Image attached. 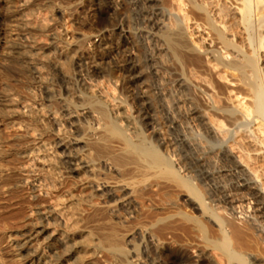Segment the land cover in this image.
Returning <instances> with one entry per match:
<instances>
[{
  "label": "rangeland",
  "instance_id": "obj_1",
  "mask_svg": "<svg viewBox=\"0 0 264 264\" xmlns=\"http://www.w3.org/2000/svg\"><path fill=\"white\" fill-rule=\"evenodd\" d=\"M28 1L0 0V35L3 38V42L0 43V95H2V91L7 93L6 105L0 107V120L1 123L4 122L0 126V169L4 173L0 174L1 177L4 176L0 177L1 263L23 264L19 261L20 257L16 252L15 242L9 236L22 241L23 235H27L29 231L33 233L37 229L43 230L44 228L46 231L43 235H34L33 244H35L29 246L27 252L36 251L38 247L47 248L46 255L48 254V257L44 252H41L36 263L57 264V257L62 255L65 250L62 241L64 223H69L70 226L74 224L75 227L78 226L77 229L83 227L85 222L82 224V220L86 221V218H89L84 216H88L87 213L91 206L109 201L114 203L120 195L116 193L111 197L109 192L91 186L93 184L83 185L80 182L87 178H116V175L111 170L109 171L108 164L103 165L104 163L97 162L96 164L89 159L86 152L77 154L83 161H90L88 165L90 168L78 173H71L76 167L74 163L77 162L72 161L74 165L69 164L71 159L67 156L71 153V144L66 139L82 135L85 124L88 125L84 115L86 111L74 113L75 118L69 117L68 113L73 110L69 111L67 105L72 102L82 105L86 104L88 100H101L100 102L106 101L105 103L113 110H121V107L119 108L121 101L126 102L125 105H131L133 108L131 111L132 120L139 124L138 126L144 131L147 141L153 145L159 144L161 153L172 160L181 174L188 177L195 187L201 188L200 190L205 195V200L208 206L210 205L209 208L213 209H211L213 213L221 216L224 220L235 221L232 223L240 228L250 225L251 216L256 213L254 210L258 205L250 192L245 189L236 192L238 196L233 192L232 198L224 195V189L230 191L238 179L237 177L232 179V176H227L226 173H219L225 164L222 162L220 150L229 147L230 142L232 143L237 138L234 129L237 130L236 127L242 123L245 124V127L242 124L243 128L238 127V129L242 130L243 134L244 130H253L257 127L254 123L247 125L251 120L245 121L246 119H242L241 113H239L241 118L239 119L243 122L235 121L239 124L232 125L230 136L227 137L229 142L226 141L225 144L221 143L224 138L218 137L217 139L213 134L214 138H212L211 134L209 136L205 130L197 127L198 117L207 115L214 109L213 101L208 95V93L210 94L208 88H205V83L202 86L200 84L201 78L206 79L210 87L216 86L215 84L218 83L219 89L216 87L219 90V99L222 96V100H224V103L219 100L221 108L228 107L229 110H232L235 107L234 109H236L239 101L242 100L238 101L233 98L234 94L230 92L236 88V85L228 80L220 79L221 75L220 77L217 75L218 71L214 69L212 59H208L209 57L204 56L203 53L199 55V50L196 49L199 46L202 48L205 46L204 50H207L208 47L209 49L214 48V44H211L210 38L205 36L202 28L198 29L204 21L203 15L198 12L197 7L196 9L191 7L193 11L186 0H157L148 3L149 6L145 4L146 2L142 3L145 0H142L140 4L139 0H93V6H88V0ZM145 5L146 7H144ZM106 11L108 12L106 13ZM21 19H27L31 28L40 25L44 30L48 29L44 31L32 28L33 30L25 32L26 29L21 26ZM179 25L184 28L182 29L190 49L194 51V54L202 56L200 57L202 59H199L200 61L194 65L188 64L187 53L182 58L174 56L173 52L168 50L160 39L156 40L161 38L168 28H177ZM187 26L190 30H187ZM90 34L93 36L85 38V35ZM150 34L152 36L156 34L158 37L154 35V39ZM56 36H58L57 39ZM203 38L206 41H203ZM33 41L45 52L43 66H37L26 60L25 49H19ZM56 43L65 47L66 52L63 56L55 51ZM74 50L78 52L75 53ZM57 62L64 64L63 70L55 65ZM94 68L103 69V74H95L92 72ZM64 69H66V73ZM118 71L121 76L117 85L115 84L117 81L115 79H118L117 75L112 72ZM195 77H199L196 82L199 84H195ZM44 78L49 81V88L41 84V79ZM202 81L205 82V80H201V83ZM184 82L185 85L182 84ZM210 82L213 84L210 85ZM180 84L182 85L179 86ZM197 110H199V115L196 114ZM76 118H79L78 121ZM95 120L96 118L92 117L91 121H94V124ZM72 121L74 122L73 127ZM63 139L67 144L66 147H61L64 144L62 143ZM207 151L209 155H207ZM207 156H210V161ZM260 160L261 162L255 165L256 169L253 167L254 163L252 167L259 170L258 175L264 179V157ZM195 164L197 167L199 164L200 167L197 168ZM230 166L226 168L230 169ZM200 170L201 173H199ZM216 172L219 173L216 174L217 176H215ZM205 173H209L208 176L214 179L208 177L209 179L205 182L207 178V175L204 176ZM234 178L236 179L234 180ZM153 181L147 185L150 188L148 187L144 191V195L147 194V197L143 196L145 198L143 200H146L145 203L141 201L143 206L141 204L134 205L135 209L131 208L132 211L122 208L117 211L118 213L111 212V215L109 213L112 219L117 220L125 228L128 227L127 229L130 231V237L128 236L125 242L126 248L134 250L139 246V251L135 254L137 256L132 255L133 258L135 257L134 260L137 258L136 263L199 264L201 259H207L208 262L217 264V252L215 253L213 248L206 247L202 238L198 237V233L194 232L197 235L193 234V231L191 233L188 227L190 234L185 231L184 226L185 229L181 227L182 225L179 226L181 218L179 219L180 223L177 221L178 218L175 219V222L171 221L172 225L174 223L176 225L178 222L179 231L176 230L177 232H173V235L175 233L174 237L177 238L175 237L174 240L177 241V245L180 244L179 246L174 243L171 236H169V241L167 240V246L162 250L158 244L153 248L144 240L147 233L142 227L145 225L141 224L155 223L158 218L180 211L200 217L202 221L208 223V225L206 224L209 227L207 236L217 238L215 236L217 229L213 222H210L208 218L205 219L202 215L203 218H201V213L188 203L187 192L173 188L172 184L164 180V182L160 181L161 186L156 188ZM228 191L225 194H228ZM221 199L223 200L221 201ZM210 202L212 203L210 204ZM57 205H60V208L65 211H62L63 215L54 210ZM117 209L119 210V207ZM43 212L46 214L42 215ZM233 216L236 217V220L232 219ZM252 221L255 224L257 222ZM77 222L82 226L79 227ZM257 224L258 228L251 225L247 227L259 229L260 225L258 222ZM155 228L156 230L153 228L151 234H155L156 231L158 233L161 229V227H159L160 229ZM253 230L251 229L256 235L257 233ZM77 239H79L78 243L86 240L83 237ZM84 242L78 244V255L80 254L81 258L84 255L83 259H87L88 264L89 262L90 264H119L109 257L100 258L99 261L98 259L90 260V253H87L89 251L84 248ZM183 244L186 246L182 247ZM81 246L86 250H83ZM37 251L39 252V250ZM24 254L26 255V253ZM179 257L181 258L179 259ZM64 264L68 263L64 262Z\"/></svg>",
  "mask_w": 264,
  "mask_h": 264
},
{
  "label": "bare ground",
  "instance_id": "obj_2",
  "mask_svg": "<svg viewBox=\"0 0 264 264\" xmlns=\"http://www.w3.org/2000/svg\"><path fill=\"white\" fill-rule=\"evenodd\" d=\"M88 1H89L88 6H93L92 4L93 0H88ZM141 1L142 0L138 1L139 4ZM156 1L157 0H145L142 3L146 2L145 4L148 5V3L150 4L151 2H156ZM186 1H188V5L190 4L189 5L190 8L194 7L193 9H196L197 7L198 12H201V14L203 15L204 22L202 24L200 23L201 25H200V28L198 29L200 30L202 28L203 32L206 34L205 36H207V38H210L211 44H214V48L209 49L208 47L207 50L203 49L205 46L203 48L201 46H199V48L196 47V49L199 50L198 51L199 55L203 53L204 56L206 55L207 57H209L208 59H212L211 62L214 63V69L218 71L217 75H219V77L221 75L220 79L222 78L224 81L228 80L230 83H233L236 85V88L230 91L231 93L234 94L233 98L238 99V101L239 99H242L245 101L244 102L240 100L236 109H234L235 107L232 110H229L228 107H226L228 109L223 108V107L221 108L220 107L221 104L219 100H222L223 98L221 96V99H219L220 94L218 90L219 89L218 83L215 84L218 87V89L216 86L212 85L213 83L211 84L212 81L210 82V85H212L210 87L209 84L206 82L207 80L200 77L201 80H205V82L202 81V83L200 80V84L202 86L205 83V86H206L205 88L206 89L208 88L207 90L210 92V94L208 93V95L211 101H213V104H212L213 106L211 104L210 105L214 109L209 111L207 115H202L201 117L200 116L198 117L197 127H200V129L202 128L203 131L205 130L207 134H209V136L211 134V137L214 135V137L216 136L215 138L217 139L218 137L224 138L223 142H221L224 144L226 143V141L229 142V140H227V137L230 136L229 134L231 132L230 130L232 129L231 128L232 125L236 126L241 118L244 120L246 119L245 121L251 120V122H249L248 124L246 122L245 123L247 125H252V123H254L255 127H257L256 129L254 128L255 130L254 129L251 130L250 127L248 126L250 130L248 131L244 130V134L243 132H241L242 130L240 131L238 129V127L239 128L242 127L243 126L242 124L244 123L241 124L242 126L240 125L236 127L237 130L233 128L236 131L235 134L237 138L234 141H232V143L230 142V144L228 145L229 147L227 148L225 147L220 150L221 155H222V160H223L222 162L225 163L226 165L224 164L221 170H219L220 172L219 171L218 172L226 173L227 176H232V179L233 177H237L238 179V182H235L236 183L235 186L230 191L227 190L229 192L228 194H225L227 191H225L224 189V192H225L224 195H228L231 197V194L233 192L236 193L238 191H241L242 189H245L250 192V194L253 196V198L255 199L257 203L256 205H258V207L255 208L254 210L256 213H254L253 216H251V219L257 221L260 225V228L259 229H254L253 227L249 228L250 225L254 226L255 224V222L253 223V221L250 220L249 218H248V221L250 220L253 225L250 223V221H249L250 225L248 224V221H246L248 225H246L245 228H243V226H241L242 228H240L236 224H233L235 221H231V220L227 221L229 219L224 220L221 216H218L216 213L214 214L212 211L213 209L211 208L212 209L211 210L209 208L210 205L208 206V203L205 200L206 198L204 197L205 195L200 190L201 188L198 189V187H195L194 184L191 182V180L188 179V177H185L181 174L180 170L176 168L172 160L165 157L161 153L159 144L153 145L152 143H149L147 141L144 131L141 130V128L138 126L139 125L138 123H135L132 120L133 116H131V111L133 110V108L131 107V105H127V104L125 105L126 102L124 103L123 101H121L119 103V108L121 107L120 108L121 110H118L117 108H114L117 110H113V108L111 109L110 106L107 103H105L106 101L105 102H100L101 100L100 101H96V100L89 101L88 100L89 98H88L87 102L85 100L86 104H82V105H79V104L76 105V103L73 104L74 102L71 101L73 105L71 103H68L69 105H67L69 111L70 109L73 110V112L70 111L71 113H68L69 117H71V119L75 118V116H73L74 113L78 114V112L86 111L84 115H85L86 120L88 121V125L86 123L85 127L83 128L84 133H82V135L81 134L78 136L76 135L75 137H72V138L67 137L69 139L65 138L68 142H70L69 144H71V153L69 156H67L68 158L71 159L69 164L71 165L75 164L76 166L75 168H73L74 170H72L71 173L72 172L78 173L81 170L90 168L88 167V165L90 164V161H85V160L83 161L82 158L81 160L80 156H78L77 154L78 152L79 153L86 152L88 153L89 159H91V161L95 163L97 162L99 164L104 163L103 165L108 164V166H110L108 168L109 171L111 170V172H113L116 175V178H109V177L92 178V179L87 178L86 180H89V181L81 180L80 182H82L83 185L93 184L91 186L96 187L97 189H103L102 191L109 192L110 193L109 195L111 197L113 196V194H116V193H119L120 195L118 196V199L114 203H112V201H109L106 203L94 204V205L92 203L93 206L91 207L89 206L91 211L88 208L90 215H89V212L88 213L86 212L88 216L87 215L84 216V217H89V218H86V221L81 219L83 221L82 224L85 222L84 223L85 225H83V227H80V225L82 226V224L78 222H77V225L79 224V227H80L78 229L76 228L78 226L75 227L74 224L72 226H74L75 228L70 226L69 223H64L62 241L64 243L65 250H64V253L62 252L63 253L62 255H59L57 257V264H64V262L68 264H88L86 261L87 259L86 260L83 259L84 255L82 258L80 257V254L78 255L79 253L78 244L84 241L85 242L83 243V246L84 248H87V250L89 251L87 253H90L89 255V257L91 258L90 260L96 261V259H98L99 261L100 258L109 257L111 259H114V261H117L119 264H137L138 263V262L136 263L137 258L136 260H134L135 257L133 258L132 255H135L139 251L138 249L139 246L136 247L134 250H129L126 248L125 242H126L127 237L130 235L129 234L130 231H128L127 229L128 227L125 228V226L119 224L117 220L115 221L114 219H112L110 215H111V212L118 213L117 211H120L122 208H127L128 210H130L131 208L133 209L134 205L139 206L141 204V201L142 202L144 201L143 199H145L144 198L145 195L147 197V194L144 195V191L146 190V188L148 189L149 187V186L147 187V185H149V183L152 182L153 180H154L153 183L155 182L154 184L156 188H159V186H161L160 181L164 180L165 182L172 184L173 188L175 187L178 190L187 192L188 193V196H187L188 203L192 205L195 210L201 213L200 216L202 215L204 216L205 219L208 218L210 222L211 221L213 222L214 226L217 229L215 231V234L217 232V235H215L217 236V238L212 237L213 238L212 239L207 236V233H208L207 230L209 228L207 226L208 223L202 221L200 217L198 218L195 215L193 216L189 213H183L182 211L180 212L177 211L178 213H174V214L172 213L169 216H165L160 219L158 218L155 223H150V224L147 223L148 225L144 223L141 224V225H145L142 227L147 233L146 234L147 236L145 235L146 237L144 240L147 241L151 247L154 248V246L158 244L161 250L164 249L167 246V242L169 241L168 240L169 236H171V239L175 241L174 239L176 236L174 237V235L177 231H179L178 222H179V219L181 218L180 219L181 224H179V226L182 225L181 226L182 228L185 227L186 228L185 231L188 233L190 232L192 233V231H193V234H195L194 232L198 233L199 234L198 237L202 238L205 246L208 247L209 249L213 248L215 253L217 252L216 253L217 257L215 256L217 259V264H264V179L258 175L259 170L258 171L255 170L256 163L259 164L261 162L260 159L264 157V0H186ZM28 2L31 3L30 1ZM144 7H146V5ZM142 9H143V6H142ZM142 11L144 12V10ZM107 12L108 11H106V13ZM156 14L158 15V13ZM21 26H23L26 29L25 32L29 30L31 31L32 28H36L38 30H44L43 26H40V25L39 26L36 25V27L32 26L31 28L30 23L27 19L22 20ZM182 28L183 27H181L180 25L177 26V28L176 27L170 28V29L168 28L167 31L163 34V36L156 40L160 39L161 43H163L168 48V50L172 51L174 56L177 55L182 58L184 54L187 53L188 64L194 65L195 63H197V61H200L199 59H202L200 58L202 56H199L196 53L194 54V51L190 49L187 39L184 36V32H183L184 28L183 29ZM47 29L45 28L44 31H46ZM187 30H190L188 26H187ZM26 35H29V33H26ZM154 35L156 36V34H153V36L152 35L151 36L154 38L155 37ZM85 36H86L85 38H87V37H92L93 35L90 34L88 36L87 35ZM57 37L58 36H56L55 38L57 39ZM152 41L153 40L151 39V42ZM203 41H206V39H204ZM1 42H3V38L0 35V43ZM35 43L36 42L33 41L27 46H23V48H19V49H25L24 57L26 58V60L32 62L33 64L37 66H43L45 62V59H44L45 52L43 51L42 48L40 49V47H37ZM66 45L67 44H65V46ZM55 51L60 56H63L66 52V49L63 45L56 43ZM76 52L78 51H75V53ZM228 57H230V60H228ZM55 65L61 67L60 69H62L64 66V64H61L60 62H57V64ZM64 70L66 73V69ZM102 70L100 68H94L92 72H94L95 74H101L103 72ZM112 73L117 75L118 79H115L117 80L115 84L118 85L121 74L119 73V71L112 72ZM198 78L195 77L196 79L195 84H199V83H196ZM45 79L46 78L41 79L42 81L40 80L42 82L41 84L46 85L47 88H49V85H50L49 81ZM180 82H183V81H180ZM185 82L182 84L185 85ZM182 84H180L179 86H181ZM202 92L204 91L202 90ZM6 94H5V91H2V95H0V107H5L6 105V99H7ZM223 101L224 100H222L221 103H224ZM223 105H226V104H223ZM198 111L199 110H197L196 114L199 113ZM239 113H241V118L239 117L240 116ZM92 117L96 118L95 124L93 123L94 121L93 122L91 121ZM78 119L76 118L77 121ZM237 120L238 122H235ZM240 121L243 122V120H240ZM3 123H1V120H0V126L1 124L3 125ZM71 125L73 127L74 122ZM78 125L79 124H77V126ZM244 127H245V124H244ZM62 143L64 144H62L61 147H66L67 144L64 139L62 140ZM207 155H209V153ZM209 157L208 159L210 161L211 158ZM72 161H75L77 163L72 164L73 163ZM253 163H254L253 167L255 169L252 167ZM199 164L198 166L200 167L202 163L200 165ZM227 165L228 166L231 165L230 166L231 168L227 169L226 168L228 167ZM201 170L199 173L202 172ZM2 173H3V170L0 169V174ZM219 173L216 172L215 176H217L216 174H219ZM208 174L209 173L204 174V176L207 175L205 182L207 181V179H209L208 177H210L208 176ZM213 174L212 176L214 177ZM201 175L203 176V174ZM235 179L236 178H234V180ZM235 195H237V193ZM227 197H224V198H227ZM222 200L223 199H221V201ZM225 200H228V199H225ZM211 203L212 202H210V204ZM118 207H119V210L117 209ZM62 209L60 208V205H57L54 208V210L58 212L60 215H63L62 213L65 212ZM45 214L46 213L43 212L42 215H45ZM202 216L201 218H203ZM84 217L82 218L84 219ZM176 218H178L177 220L178 222L176 224L177 226L175 225V223L173 224L174 225L173 226L171 221L174 220L175 222ZM232 219L236 220V217L234 218L233 216ZM257 222L255 226L258 225ZM140 223L142 222L140 221ZM155 227H158V228L161 227V229L159 228L160 231L158 233L156 231L157 234L156 233L151 234L153 228L156 230ZM188 227L190 228L189 229L190 232L187 229ZM251 229L252 230L254 229L257 234L255 235V233L252 232ZM45 231L46 229L44 230V228L43 230L37 229L33 233L29 231L27 235L26 234L23 235L24 238L22 241H18V239L9 236V238L12 239L16 244L15 248H16V252L18 253V256L20 257L19 259L20 263L23 262V264H30V263L37 264L36 262L38 261V257L40 256V253L44 252V254L46 255L47 248H41V247H38L37 249L39 250V252L37 250L32 251V252L29 251L30 253L27 252V249L29 248V246L33 244L34 235L35 234L37 236L43 235ZM173 232H175L174 235H173ZM259 236L263 238H260ZM78 237H83L86 240L84 241L82 240L81 242L78 243L77 242V240H79L77 239ZM203 242L201 241V244ZM174 243L176 244L177 241H175ZM183 246L184 244L182 245V247ZM81 248L83 247L81 246ZM84 248L83 250H86ZM24 253H26V255ZM179 253H177L178 256H179ZM1 258H2V252L0 249V264L4 263V262L1 263ZM180 258L181 257H179V259ZM45 264H48V263H45ZM172 264H175V263H172ZM199 264H213V263L208 262L207 259L205 260L201 259Z\"/></svg>",
  "mask_w": 264,
  "mask_h": 264
}]
</instances>
